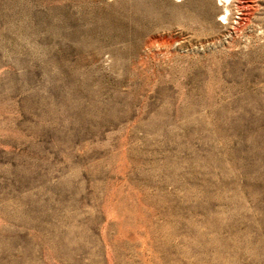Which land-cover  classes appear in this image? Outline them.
Segmentation results:
<instances>
[{
  "label": "rangeland",
  "instance_id": "rangeland-1",
  "mask_svg": "<svg viewBox=\"0 0 264 264\" xmlns=\"http://www.w3.org/2000/svg\"><path fill=\"white\" fill-rule=\"evenodd\" d=\"M0 264H264V0H0Z\"/></svg>",
  "mask_w": 264,
  "mask_h": 264
}]
</instances>
